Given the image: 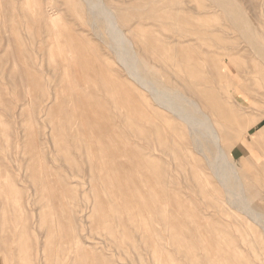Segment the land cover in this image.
<instances>
[{"label":"rangeland","instance_id":"rangeland-1","mask_svg":"<svg viewBox=\"0 0 264 264\" xmlns=\"http://www.w3.org/2000/svg\"><path fill=\"white\" fill-rule=\"evenodd\" d=\"M223 1L0 0V264L48 228L71 264H264V0Z\"/></svg>","mask_w":264,"mask_h":264},{"label":"bare ground","instance_id":"bare-ground-1","mask_svg":"<svg viewBox=\"0 0 264 264\" xmlns=\"http://www.w3.org/2000/svg\"><path fill=\"white\" fill-rule=\"evenodd\" d=\"M83 1V0H82ZM217 1V0H216ZM223 1V0H222ZM226 1V0H225ZM230 2H232V1H234V0H229ZM79 2V1H78ZM85 2H87V4H88V8L90 9V7L92 6V8H94V9H96V10H98L99 9V11H100V9H102V6H100V5H95L94 3H92L91 2V0H85ZM98 2V1H97ZM215 2V1H214ZM219 2V1H218ZM224 2V1H223ZM237 2V1H236ZM83 3V2H82ZM234 4H235V2H233ZM233 3H232V5H233ZM97 4V3H96ZM100 4V3H99ZM215 4V3H214ZM217 4V3H216ZM225 4H227V1H226V3ZM218 6H225L224 8H226V5H219V3L217 4ZM228 5H229V2H228ZM230 5H231V3H230ZM86 6H85V8H86ZM217 6V7H218ZM238 7L239 6V4L237 5V4H235V7ZM228 7V6H227ZM230 7H232V6H230ZM230 7H228L229 9H230ZM236 7V8H237ZM239 7H241V6H239ZM223 7H221V9H222ZM87 9V8H86ZM107 9V8H106ZM106 9H105V11H106ZM226 10V9H225ZM232 10V9H231ZM237 11H238V9H236ZM87 11V10H86ZM89 11V10H88ZM95 11V10H94ZM98 11V12H99ZM109 11V10H108ZM227 11V10H226ZM90 12H91V10H90ZM100 12H102V11H100ZM99 12V13H100ZM177 12H178V10H177ZM92 13H94L93 12V9H92ZM105 13H107V11L105 12ZM105 13H103V14H105ZM176 13V12H175ZM229 13H232V11H230ZM236 13V12H235ZM101 14V13H100ZM178 14V13H177ZM233 14V13H232ZM110 15V14H109ZM232 18H233V16L231 15V14H229ZM234 15V14H233ZM237 15V19H243V17L242 16H240V18H238V15H240V14H236ZM242 15H245L244 13L242 14ZM104 16H106V14L104 15ZM112 16V15H111ZM185 16V15H184ZM137 17H138V19L140 20V19H142L143 18V15H140V14H138L137 15ZM182 17V16H181ZM100 18V17H99ZM98 18V19H99ZM150 18V17H149ZM184 18V17H183ZM182 18V19H183ZM185 18H186V16H185ZM97 19V20H98ZM107 19V18H106ZM189 19V18H188ZM247 19V18H246ZM246 19H245V21H243V22H238L236 25L234 24V19H233V25L235 26V29L237 28H239L243 33L244 32H247V33H249L250 35L249 36H251V30H250V27L249 26H253L252 25V23H250L249 22V20H248V22L251 24H247V22H246ZM50 20H52V19H50ZM95 20V19H94ZM93 20V21H94ZM102 20V19H101ZM108 20H110L111 21V19H109V17H108ZM114 20V19H113ZM184 20V19H183ZM189 21V20H188ZM237 21V20H236ZM242 21V20H241ZM113 22V21H112ZM232 22V21H231ZM187 23V22H186ZM241 24V26H238V24ZM115 24V23H114ZM234 26H233V29H234ZM252 28V27H251ZM253 28H255V27H253ZM253 28H252V30H253ZM212 30V29H211ZM253 31H255V30H253ZM240 32V31H239ZM256 32H257V30H256ZM205 34H208V33H205ZM254 34V33H253ZM259 34V33H258ZM209 35V34H208ZM246 35V34H245ZM247 37V36H246ZM252 37H253V35H252ZM249 39V38H248ZM247 39V40H248ZM253 38H251V39H249V41H248V43H250V40H252ZM255 39V38H254ZM251 43H254L253 41L251 42ZM250 43V44H251ZM255 43H257V42H255ZM260 43V42H259ZM182 43L181 42H173L172 43V45H170V49H172V48H175V51L177 50L176 48H179V46L181 45ZM249 44V45H250ZM258 44V43H257ZM259 46H261V49L263 48L262 47V45L260 44ZM254 47V46H253ZM256 48H257V46H256ZM169 49V50H170ZM251 49V48H250ZM254 49V48H253ZM252 50V49H251ZM264 50V49H263ZM166 51V50H165ZM168 51V50H167ZM166 51V52H167ZM256 51V50H255ZM258 52H259V50H257ZM170 52V51H169ZM173 52V51H172ZM264 52V51H263ZM261 53V51H260V53L261 54H264V53ZM164 53V52H163ZM178 53V51H176V52H174V54H175V56H176V54ZM173 54V55H174ZM179 54V53H178ZM177 54V55H178ZM177 57V56H176ZM141 65V64H140ZM138 67V66H137ZM136 68V67H135ZM134 68V69H135ZM138 69V68H137ZM137 71V70H136ZM135 72V71H134ZM144 72V71H143ZM142 72V73H143ZM137 73H138V71H137ZM145 75V74H144ZM137 76V75H136ZM142 76V75H141ZM142 79V78H141ZM144 79V78H143ZM140 80V79H139ZM146 80V79H145ZM147 81V80H146ZM149 82V81H148ZM147 82V86H148V84H150L149 86H151V83H148ZM186 83V82H185ZM140 84H142L141 82H140ZM145 84V83H144ZM143 85V84H142ZM146 86V85H145ZM186 86V85H185ZM190 87V86H189ZM150 89L152 90V94H153V97L155 98V100H156V102H157V105L160 107V108H162V109H164V110H166V111H169V112H171V113H173V114H176L177 115V118H180V120H182V121H184V122H186V123H188V125L192 128V127H194V129H191L192 131L194 130V131H196V132H198L199 133V135L200 136H202V135H205V138H206V136H210L211 138V141H209L207 138H206V140H208L210 143H212V145L214 144L215 146H217L218 148H217V150L219 149L220 150V147H219V145H220V142H221V138L222 137H220V134L218 133V131H216L214 128H213V126L211 125V124H213L212 123V121L209 123V121H210V119L208 118V117H206L205 115L204 116H202V117H205V119L204 120H202V119H195V118H193L192 116V114H190V113H188V112H186V110L184 111V109L183 110H181L182 108H178V109H180V110H177V107H180V106H177V107H175L174 108V105H173V103H169L168 102V99L169 100H171V98H168L169 96H168V93H166L167 94V96L165 95V97H167L166 99H167V102H168V104H167V102L165 101V100H163V101H161V100H159V99H163V98H160L159 96H160V94L162 95V94H165V92H163V91H159L158 90V93L159 94H157V92H155L156 90V88L154 89L153 87H150ZM169 92V91H168ZM179 92V91H178ZM171 93V92H170ZM173 93H174V91H173ZM190 93V92H189ZM159 95V96H158ZM170 96H171V94H169ZM177 95H179V94H177ZM194 95H195V99H196V97H198V95L196 94V93H194ZM193 95V96H194ZM164 96V95H163ZM162 96V97H163ZM171 97H173V96H171ZM176 97V96H175ZM179 97H181V95L179 96ZM179 97H176L175 99H178ZM183 97V96H182ZM142 98V97H141ZM165 99V98H164ZM183 99H184V97H183ZM186 99V98H185ZM184 99V100H185ZM200 101H202L203 100V98L202 97H199L198 98ZM164 101H165V103H164ZM170 102H172V100L170 101ZM187 102V101H186ZM176 104V103H175ZM188 104L191 106V105H193V107H194V105L196 104V106H197V103H195L194 101H192V102H190V100H188ZM176 105H178V104H176ZM175 105V106H176ZM184 105V104H183ZM202 105V104H201ZM162 106H164V107H162ZM200 106V105H199ZM183 107V106H182ZM198 107V106H197ZM201 107V106H200ZM194 110V109H193ZM198 110H199V107L197 108V112H198ZM201 110V109H200ZM211 110V109H210ZM190 112V111H189ZM200 113H203V112H200ZM204 114V113H203ZM202 114V115H203ZM206 114V113H205ZM195 115V114H194ZM212 116V115H211ZM197 118V117H196ZM207 118L209 119L208 121H207ZM211 118V117H210ZM263 132H264V129L262 130ZM198 133H197V136H198ZM261 135V134H260ZM204 137V136H203ZM228 137L229 138H231L232 137V135L231 134H229L228 135ZM239 141V140H238ZM237 141V142H238ZM208 142V143H209ZM198 143H200V142H196V146H194V147H196L197 148V150L198 149H200V147L202 148V147H204V146H202V144H199L198 145ZM207 142H205V144H206ZM193 145V144H192ZM213 145V146H214ZM180 146V145H179ZM186 147V146H185ZM180 148H181V146H180ZM207 148V147H206ZM210 148V147H209ZM209 148H207V149H209ZM222 150H223V148H221ZM189 150V149H188ZM207 151H209V150H207ZM221 152H223V151H221ZM219 153H220V151H219ZM211 154V153H210ZM212 155V154H211ZM214 156V155H213ZM220 158V157H219ZM217 162V161H216ZM219 162H220V160H219ZM223 163V162H222ZM222 163L221 164H219V165H221V167H222ZM212 166V165H211ZM214 167V166H213ZM229 167V166H228ZM231 168H232V166H230ZM225 171H226V166L223 168ZM230 169V168H229ZM234 169V168H233ZM232 169V170H233ZM214 170V169H213ZM222 170V169H221ZM220 170V168L218 169V168H216L215 167V170L214 171H216L215 172V174H216V176H219L220 177V175L222 174V172H225L224 170H222L221 171ZM231 170V171H232ZM228 171V170H227ZM227 171L225 172V173H227ZM230 172V171H229ZM228 172V173H229ZM234 172H236V171H234ZM224 173V174H225ZM231 173V172H230ZM233 173V172H232ZM237 173V172H236ZM226 176L228 175V174H225ZM224 175V176H225ZM229 175H231V174H229ZM234 175H235V173H234ZM234 175H232V177L234 176ZM222 176V175H221ZM230 177V176H229ZM229 177H227V179L229 178ZM225 178V177H224ZM234 178V177H233ZM235 178H237V177H235ZM234 178V179H235ZM226 179V180H227ZM225 179H224V183H225V181H226ZM229 180V179H228ZM228 180H227V182H228ZM232 180V179H231ZM237 180V179H236ZM235 180V181H236ZM223 181V180H222ZM230 181V180H229ZM238 181V180H237ZM226 182V183H227ZM239 184V183H238ZM241 184V183H240ZM224 185V184H223ZM230 186V185H229ZM237 186V185H236ZM235 186V187H236ZM235 187H233L234 188V190H236L235 189ZM239 187H240V185H239ZM242 187V186H241ZM231 191V190H230ZM237 191V190H236ZM245 192V191H244ZM232 194V193H231ZM230 194V195H231ZM235 194V193H234ZM237 195H239V194H237ZM236 195V196H237ZM240 195H242V192H241V194ZM244 195V194H243ZM242 195V196H243ZM245 196V195H244ZM243 196V197H244ZM243 197H242V201H243ZM240 198H241V196H240ZM233 199H235V198H232V200ZM240 200V199H239ZM246 200V199H245ZM228 201V200H227ZM236 201V200H235ZM244 202V201H243ZM75 203V202H74ZM237 203V202H236ZM239 204H240V202H238ZM245 203V202H244ZM248 203V202H247ZM231 204V203H230ZM243 204V203H242ZM252 206V205H251ZM234 207V206H233ZM239 208H240V205H239ZM243 209H247L248 210V212L250 211V212H252L251 211V209H249V207L246 205V207L244 206V208ZM255 210V209H254ZM253 210V211H254ZM239 211H241V210H239ZM244 211V210H243ZM255 211H257V210H255ZM245 212V211H244ZM243 212V213H244ZM249 212V213H250ZM242 213V212H241ZM257 213H258V211H257ZM257 213H254V215L256 216V217H258V214ZM245 214H247V213H245ZM235 215V214H234ZM261 215H262V213H261ZM264 215V214H263ZM262 215V216H263ZM248 216V215H247ZM248 217H250V216H248ZM253 217V216H252ZM260 218V217H259ZM258 218V220H260ZM257 220V221H258ZM261 220H263V218L261 219ZM254 221V220H253ZM257 221L255 220V222L257 223ZM259 222L260 221H258V223L257 224H259ZM263 222H264V220H263ZM262 223V222H261ZM51 226L53 227V223L51 224ZM150 227V225L147 223L146 225H145V229H148ZM41 239V240H40ZM22 239H21V236H20V234H19V232H18V230H10L9 231V241L11 242V243H13V244H19V242L21 241ZM66 238L63 236V237H60L59 238V248H60V252H59V255L57 256V258L56 259H54L53 258V256H54V254H53V251H54V248H55V246H56V243H55V241H56V234L53 232V228L52 229H47V232H45L44 234H42V236L40 237L39 236V243H38V246H37V248H36V250L34 251V249H33V247H32V245H31V242L28 240L27 241V247L26 246H24V247H19V246H17L15 249V253H14V255H15V264H38L40 261H42V262H44L43 264H71V246H70V244H66ZM23 248L25 249V250H23ZM57 251V250H56ZM30 256V257H29ZM235 258H237V256H235ZM248 264H253L252 262H250V263H248Z\"/></svg>","mask_w":264,"mask_h":264}]
</instances>
